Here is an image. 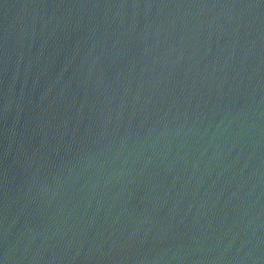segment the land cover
I'll return each instance as SVG.
<instances>
[{"label":"water","instance_id":"obj_1","mask_svg":"<svg viewBox=\"0 0 264 264\" xmlns=\"http://www.w3.org/2000/svg\"><path fill=\"white\" fill-rule=\"evenodd\" d=\"M0 264H264V0H0Z\"/></svg>","mask_w":264,"mask_h":264}]
</instances>
